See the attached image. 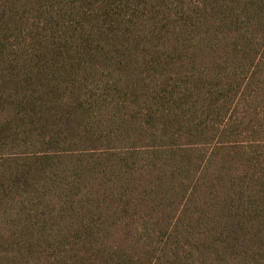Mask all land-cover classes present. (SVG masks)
I'll return each mask as SVG.
<instances>
[{
    "label": "trees",
    "instance_id": "obj_1",
    "mask_svg": "<svg viewBox=\"0 0 264 264\" xmlns=\"http://www.w3.org/2000/svg\"><path fill=\"white\" fill-rule=\"evenodd\" d=\"M0 264H264V0H0Z\"/></svg>",
    "mask_w": 264,
    "mask_h": 264
}]
</instances>
